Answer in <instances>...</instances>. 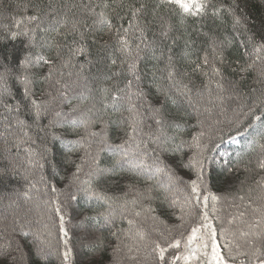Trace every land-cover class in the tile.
<instances>
[{"label": "snow or ice", "instance_id": "6c2138e0", "mask_svg": "<svg viewBox=\"0 0 264 264\" xmlns=\"http://www.w3.org/2000/svg\"><path fill=\"white\" fill-rule=\"evenodd\" d=\"M122 7L124 0H103L102 5H85L88 15L94 17V28L99 32L107 31L114 41L110 63L117 64L114 53L118 52L123 57L121 64L127 65V75L130 77L123 87H101L98 101L86 78L82 77L83 65L76 73L77 80L70 79L73 76L71 71L67 74L64 71L75 67L74 58L86 52L84 45L75 39L77 33L81 41L84 38L80 20L69 21L66 14H57L51 0L47 5L43 0H38L37 3L24 5L25 13L31 9V15L13 18L11 27L4 25L5 35L0 39L12 42L20 40V46L13 47L7 57L0 54V138L5 144L11 143L15 149L11 156L0 157V186L7 191L13 182L20 184L23 181L22 187L14 193L17 200L23 199L26 203L40 201L48 206L50 212H55L59 218L60 238L65 245L61 253L63 264H74L72 249L67 247L68 232L58 199L61 190L43 174L49 163L52 165L53 178L59 171L61 165L54 159L49 160V154L59 143L65 153L63 163L71 166L61 177L67 180L66 201L69 204L79 203L83 198L105 208L98 216L84 220L81 247L85 251L81 264H104L106 238L102 239L97 232L110 227L117 214L129 227L122 237L116 232L111 235L116 236L121 243L128 240L137 247L150 244L159 264H264V202L258 203L252 199L245 201L242 194L233 197L234 203L236 200L241 202L235 204L237 212L227 220L228 227H223L221 221L222 226L218 230L213 220L218 219L215 217L216 205L221 197L212 190V170L206 171L205 163L207 159H214L206 156L205 117H211L218 106L221 113L225 112L223 105L226 100L237 104V108L232 109L234 113L238 110L242 112L247 107L248 111L243 114L251 115L255 122L264 125V91L261 98L248 107V96L240 90L244 77L257 65H264V28L250 31L247 17L238 16L235 11L229 10L234 29L243 28V34H246L239 45L244 49L245 63L237 61L236 66H232L225 58L224 49L236 42L235 37L228 40L227 44L212 39L209 45L211 58L207 50L197 60L189 59L190 53L184 52L186 63L192 65L191 73L188 70L180 72L169 55L165 68L160 70L166 75L157 78L153 73L155 94L150 96L139 87L141 76L138 63L143 58L140 55L142 45L144 48L149 46L140 19L147 5L140 3L139 6H128L130 19L126 27L122 23L124 17H119L121 23L117 25L110 14ZM156 7L165 8L181 23L190 17L202 18L209 14L219 18L224 12L222 5L217 7L211 0H158ZM96 8H100V11L97 12ZM170 30L171 25L162 31V35L167 37ZM69 36H73L71 44L68 43ZM52 52H55L54 56ZM225 66L233 74H239L240 81H229L226 87ZM42 69L47 70L40 71ZM196 73L203 77L199 86L193 85L190 79L185 82V77ZM80 79H84L83 84ZM105 79L110 80L111 77ZM13 81L19 86V95L11 86ZM256 83L264 86V69L258 73ZM37 84L47 87L38 90ZM75 88L80 91H74ZM73 101L77 103L73 105ZM57 104L70 105V113H64L62 108H57ZM97 104L100 106L97 107ZM109 110L112 113H128L120 122L124 135L116 143L108 140L105 130L107 124H104L101 132L92 131L94 125L103 123V116ZM48 116L52 119L45 125L43 122ZM193 117L195 124L190 125L189 121ZM213 123L222 122L217 120ZM54 127L64 128L65 132L54 135L47 131ZM189 127L199 128V131L192 132L190 139L186 138ZM208 127L212 128L213 124ZM34 129L44 133V138L51 135L52 146L43 145L42 152L33 147L36 145L32 136ZM69 130L77 133L76 139H66ZM237 135L242 133L237 132ZM257 135L264 139V133ZM97 137L100 138V152H107L114 158L109 167H100L99 153L94 156L91 152L94 138ZM230 139L233 143H239L235 136ZM12 148L7 151L12 153ZM79 151H83L84 155L76 162L70 157ZM245 151L256 153V170L264 173V143L257 139L250 140ZM236 157L234 166H228L231 161H224L228 179L238 169L241 153L237 152ZM36 169L41 170L39 181L32 179ZM244 170L252 171L247 167ZM116 176L124 179V184L119 194H110L106 184ZM246 182L247 177L239 181L241 187ZM37 183L44 185L45 196L50 191L57 198L49 197L41 201V190ZM253 183L264 189V176L253 180ZM165 216L174 217L179 223L168 227ZM149 221L151 231L143 226ZM158 225H165V228L162 230ZM177 230L179 234L172 235ZM14 231L17 229L14 228ZM152 232L158 234L156 239L152 238ZM165 232L170 235L165 236ZM18 235L27 238L30 233L20 224ZM32 235L34 252L22 253L20 245H17L12 251L4 249L0 256L8 264H22L32 256L39 258L36 264L46 261L51 253L43 247L39 234ZM219 241H223V248ZM125 246L131 250L130 245ZM119 247L118 244L114 251L119 250ZM169 250H175L170 259L166 257ZM14 253L21 254L18 258Z\"/></svg>", "mask_w": 264, "mask_h": 264}, {"label": "trees", "instance_id": "16d2710c", "mask_svg": "<svg viewBox=\"0 0 264 264\" xmlns=\"http://www.w3.org/2000/svg\"><path fill=\"white\" fill-rule=\"evenodd\" d=\"M37 2L38 0H0V37L5 35L4 25L9 27L13 25V18H22L25 14H32L31 9L25 13V4ZM43 2L47 5L50 0H43ZM51 3L58 15L66 14L69 21L73 19L81 21L80 30L84 33V38L81 41L80 36L77 33L75 35V39L84 45L86 52L84 55L74 58L73 64L75 67L64 69L66 74L68 71L73 73V76L70 79H78L76 73L80 71V67L83 65L82 77L86 78L87 84L93 89L92 94L96 97L97 101L99 100V89L101 87L111 88L116 85L123 87L130 78L127 75V65L126 63L121 64L123 57L120 56L118 52L114 53L115 58L117 59V64L112 65L110 63L109 56L113 54L114 41L107 31L99 32L94 28V17L89 16L88 11L85 8V5L89 4L102 5L103 0H51ZM140 3L147 5L145 14H143L140 19L141 27H144L145 29L146 42L149 46L144 48L142 45V51L140 52V55L143 58L138 62L139 74L141 76L139 87L150 96L155 94V87L153 86L155 83L153 73L156 74L157 78L161 75H166V72H161L160 70L165 68L169 55L172 56L173 61L180 72L188 70L191 73L192 65L186 63L183 56L184 52L188 51L190 53L189 59L197 60L199 57L203 56L207 50L211 58V49L209 48V45L212 39L217 40V42L223 41L227 44L228 40H232L235 37L236 42L224 49L225 58L232 66H236L237 61L241 64L245 63L244 49L239 45L240 40L244 39L246 34H243V28L234 29L233 17L229 15V10L235 11V14L238 16L247 17V23L250 31H258L261 28H264V0H211V3L215 6H223L224 12L221 17L217 18L209 14L202 18L190 17L183 23H181V21L175 16H172L165 8L156 7L158 0H124V7L116 9L110 13L113 16L114 23L119 25L121 23L119 17H124L122 23L126 27L130 19V15L127 14L128 6H139ZM96 11H100V8H96ZM169 25H171V30L168 32V36L164 37L162 35V31ZM72 40L73 36H69L68 43L71 44ZM19 46L20 40L12 42L0 39V54L7 57L9 51L13 47L19 48ZM51 55L54 56L55 52H52ZM154 56L159 57V59H154ZM261 69H264V65H257L256 68L248 73L241 81L240 90L248 96V107L253 106V101H257L258 98H261L262 91H264V86L256 83V77ZM46 70L47 69H42L40 71ZM223 70L225 76L227 77L225 81L226 87L228 86L229 81H240V75L233 74L227 66H225ZM115 73H119V75H114ZM109 76L111 77L110 80L105 79V77ZM65 78L68 79L67 75ZM184 79L186 83L190 79L192 84L195 86H199L203 81V77L198 73L190 74L189 77H185ZM80 83L83 84L84 79H80ZM11 86L17 95H19V86L16 85L14 81L11 82ZM36 87L39 90L40 88H45L47 86L37 84ZM252 89H255V91H252ZM74 91L78 92L80 89L75 88ZM76 103V101H73V105ZM89 104H91V101H89ZM99 106L100 105L97 104V107ZM58 107H62L64 113H70V105L57 104V108ZM223 107L226 109L225 112L221 113L220 107L218 106L214 108L211 117H205V130L207 132L205 142L208 144L206 156L214 158L218 157L217 162L213 159H207L205 161L206 171L209 169L212 170V190L217 196L221 197L216 205L217 211L215 213V217H218V219L213 220L218 230L222 226L221 221H223V227H228L227 220L237 212L235 204H240L241 202L236 200L234 203L233 197L242 194L245 196V201L252 199L258 203L264 202V189L259 188L253 183V180L264 176V173H260L256 170V153L245 151L248 141L250 140L257 139L264 143V139L257 135V133H264V125H261L259 122H255L251 115L245 116L243 114L248 111L247 107H245L242 112L238 110L237 113H234L232 109H236L237 104L227 100ZM256 114L258 115L260 113L256 112ZM127 115L128 113L124 111L112 113L111 110H109L108 113L103 116V123H97L94 125L92 131L101 132V130L104 129V124H107L108 126L105 130L107 131L109 142H119V139L124 135L123 126H121L120 122ZM49 119H52V117L48 116L43 123L46 125ZM217 120L222 123L214 124L213 122ZM229 121H232V123H229ZM189 123L190 125H194L195 117H193ZM209 124H213V127L209 128ZM228 124H231L232 126H229ZM249 125H252V127H249ZM246 129L247 131H245ZM47 131L54 135H61L65 132V129L61 127H54L47 129ZM193 131H199V128L189 127L188 136H186V138L190 139ZM237 132L242 133V135H237ZM80 134H82V132ZM32 136L33 139L36 140L35 146L38 151L42 152V146L45 144L49 147L52 146L51 135L44 138V133L38 132L34 129L32 131ZM233 136H235L236 140L239 141L237 145L229 144V141L232 143L230 137ZM76 138L77 133H73L69 130L66 135V139ZM99 139V137L94 138L95 142L92 144L91 152L94 156L96 155L95 150L98 147ZM9 148H12L11 143L5 144L4 140L0 138V157H3L4 155L11 156L14 154L15 149L12 148V153H9L7 151ZM213 149H215V151H213ZM237 152L241 153V157L239 158V167L231 174V178L228 179V173L224 167V161L229 160L231 163L228 166H234L237 160ZM221 153H226L228 155L221 156ZM21 155H23V153H21ZM83 155V151H79L71 154L70 158L79 162L80 157ZM53 159L61 165L59 171L53 178L52 165L49 163L43 170V174L49 178L50 183H54L56 187L61 190L58 199L63 208L65 230L68 232L67 247L72 249V259L74 264H81V261L84 259L85 249L81 247L83 237L81 238L79 236L77 228L82 231L84 227V220L89 217L98 216L100 213L105 211V208L97 205L95 202L89 203L83 198L80 199L79 203L71 202V204H69L66 201L67 189L65 188V185L67 184V180L61 179V177L66 174L67 169L71 168V166L63 163L65 153L59 143L55 144L53 152L49 154V160ZM98 159L99 166L102 168L109 167L114 162V158L107 152H100ZM246 167L250 168L252 171L246 172L244 170ZM87 170L86 166L85 171ZM21 171H23V169H21ZM40 173L41 170L36 169L32 179L34 181H39ZM188 175L190 176L191 174L189 173ZM246 177L247 182L243 185V187H241L239 181L245 180ZM39 184V189L41 190V201L49 199V197L53 199L57 198L56 194H53L50 191L48 192V195L45 196L43 194L44 185L42 183ZM123 184L124 179L116 176L106 184V187L108 188L110 194H119L122 190ZM22 185L23 181H21L20 184L13 182L8 186L7 191L0 186V220L2 217L5 220V223L4 221L0 223V252L4 249L12 251L17 248V245H20L22 253L27 254L34 252V236L28 228L43 227V235L38 233V230L35 234L40 235V239L43 241L44 245H48V248H45V250L51 254L48 256L47 260L42 261L41 264H63L61 253L65 250V245L64 241L60 238L59 218L55 215L54 211L50 212L48 206L44 205L40 201L34 200L26 203L23 199L17 200L14 193L15 190L22 187ZM33 192L35 195V190H33ZM13 201H16V203H13ZM30 209H37L42 215H44L41 225L39 223H37V225H33L29 222L31 218V214L29 213ZM209 211L211 215V208ZM177 214H179L178 210ZM8 216H14L15 223L12 218H9ZM164 220L168 227H173L179 222L171 216H165ZM17 221H19V223H17ZM11 222L18 228L20 227L18 225L22 222L27 223V227L24 226V229L29 231V237H20L18 235V231H14L11 228ZM30 223L33 226H31ZM149 225V231H151L150 221L143 226L149 227ZM128 227L127 222L122 220L120 215L117 214L114 223L110 227L98 230L97 234L100 235L102 239L106 238V247L103 252L104 264H114V262L118 260L117 255L119 254V250L121 255H123V259H126L127 264H159L150 244L147 247H137L128 240H124V242L121 243L116 236L111 235L112 232H116L122 237L123 232L127 230ZM158 227L163 230L165 225H158ZM9 229L13 230V232H11L14 235L13 239L10 237L8 239L7 235L9 234L6 232L10 231ZM172 234H179V230L174 231ZM169 235L170 234L168 232H165V236ZM157 236L158 234L156 232H152L153 239H156ZM219 243L223 248V241H219ZM118 244L120 245L119 250L114 251ZM125 245H130L131 250H129V247ZM174 251L175 250H169V252L166 253V257L170 259ZM20 254L21 253H14V255L18 258ZM37 259L39 258L32 256L28 260L23 261L22 264H36ZM0 264H8V261H6L3 256H0ZM229 264H231V262H229Z\"/></svg>", "mask_w": 264, "mask_h": 264}, {"label": "rangeland", "instance_id": "374dc122", "mask_svg": "<svg viewBox=\"0 0 264 264\" xmlns=\"http://www.w3.org/2000/svg\"><path fill=\"white\" fill-rule=\"evenodd\" d=\"M58 108H62V107H58ZM229 126H232L231 124H228ZM228 127V126H227ZM230 142V143H229ZM228 143L229 144H233V145H237V143H231V141H229ZM228 143H226V144H228ZM33 147H36L35 145H33ZM100 147H101V145L98 143V147H97V149L95 150V154H97V153H100ZM217 158L218 157H215L213 160H215V162H217ZM37 187L38 188H40V184L39 183H37ZM29 213L31 214V218H30V220H29V222H31L33 225L34 224H36L37 225V223H39L40 225L42 224V221H43V218H44V215H42L37 209H35V210H32V209H30V211H29ZM9 218H12V220H13V222L15 223V217L14 216H8ZM4 221V223H5V220H4V218L2 217V219L0 220V223L1 222H3ZM20 221V220H19ZM12 223V222H11ZM30 223V225L31 226H33L32 224ZM179 223V222H178ZM21 224H23V226H26L27 227V223H24V222H22ZM18 226H20V224L18 225ZM11 227V226H10ZM13 230H14V228H16L17 229V231H18V227L16 226V225H13V223H12V227H11ZM76 228H77V226H76ZM146 229H148V230H150V225H149V227H145ZM43 229V227L42 228H36V227H29L28 228V230L32 233V234H35V232L38 230V233H40L41 235H43V233H44V231L42 230ZM10 231H7L6 233H8L9 235H7L8 236V239H9V237L11 238V239H13L14 238V235L11 233V232H13V230H11V229H9ZM77 232L79 233V236L82 238V236H81V229H79V228H77ZM172 235H176V234H172ZM178 235V234H177ZM46 236H47V233H46ZM43 247L44 248H48V245H44V243H43ZM114 255H116V254H114ZM119 256H121V257H119ZM117 258H118V260H116L115 262H114V264H127V262H126V259H123V255H121V252H120V250H119V254L117 255ZM126 258V257H125Z\"/></svg>", "mask_w": 264, "mask_h": 264}]
</instances>
